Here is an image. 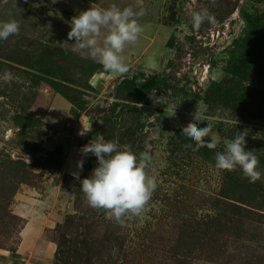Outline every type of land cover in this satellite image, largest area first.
Listing matches in <instances>:
<instances>
[{"label": "rangeland", "instance_id": "rangeland-1", "mask_svg": "<svg viewBox=\"0 0 264 264\" xmlns=\"http://www.w3.org/2000/svg\"><path fill=\"white\" fill-rule=\"evenodd\" d=\"M111 4L146 10L138 43L123 54L129 70L119 76L72 51L67 38L74 15ZM203 8L215 22L194 29L188 16ZM244 14L257 35L238 79L228 71V50L243 36ZM11 19L19 34L0 41L1 246L16 250L26 223L41 218L40 239L53 247L55 264L59 246L80 253L82 263L85 252L101 249L105 264H264V175L249 183L239 169L214 167L215 152L247 130L245 150L264 173V0H0V21ZM44 54L56 73L38 79L28 67ZM135 74L163 83L146 109L120 115L115 88ZM193 115L211 126L206 140L215 139L216 149L182 144L189 141L181 127ZM99 136L151 154L147 171L158 186L143 215L118 223L87 204L79 181L97 161L80 149ZM243 233L255 238L246 262L236 260ZM209 238L224 247H209Z\"/></svg>", "mask_w": 264, "mask_h": 264}, {"label": "clouds", "instance_id": "clouds-1", "mask_svg": "<svg viewBox=\"0 0 264 264\" xmlns=\"http://www.w3.org/2000/svg\"><path fill=\"white\" fill-rule=\"evenodd\" d=\"M195 3V0H193ZM212 4L216 0H211ZM146 14L143 7L138 10L132 6L120 7L111 4L108 7H89L80 11L70 20L67 38L73 41L72 51L82 58L92 59L105 72L124 75L128 72L124 53L126 48L138 43L144 31L140 18ZM188 21L194 29L215 22L214 15L208 8L193 10ZM20 24L11 19L0 21V41L18 35ZM67 43V42H66ZM155 90L149 93L154 99ZM174 115V112H173ZM201 115H193V120L181 127V134L189 141L185 148L198 151L202 147L216 149L217 141L206 140L211 126L204 124ZM92 130L91 123L87 131ZM247 130L237 132L228 141L222 151L215 152L216 169L235 171L239 169L242 177L249 183L260 180L264 173L258 170L259 160L252 151L245 150ZM83 156L89 153L96 157L97 166L89 177L79 181L87 204L104 211L106 218L123 223L125 219L139 217L148 211V204L157 188V179L148 174L152 165V156L148 151L134 153L129 148H121L116 142L105 140L103 136L90 140L80 149ZM83 159L77 162L78 169L83 168ZM79 179L78 173H74Z\"/></svg>", "mask_w": 264, "mask_h": 264}, {"label": "trees", "instance_id": "trees-1", "mask_svg": "<svg viewBox=\"0 0 264 264\" xmlns=\"http://www.w3.org/2000/svg\"><path fill=\"white\" fill-rule=\"evenodd\" d=\"M243 18H244V22H245V26L243 28V36H242V38L234 41L231 44V48L228 50V62H227L228 71L229 72L233 71V70L236 71L237 74H235V73L234 74H235L236 78H238V79L241 76V74H240L241 61L246 56L247 53H248V55H249V53H251V50H249V49L252 48L253 41L255 40L256 35H257V28L255 27V24L252 21L251 16L244 14ZM23 42L25 43V40H23ZM27 43L31 44V41H27ZM46 51H48V50H46ZM260 51H261V49H260ZM50 52L52 54L56 53V51H54L52 49ZM253 52H254V50L252 49V53ZM261 55H262V53H261ZM261 55L258 53L255 56H256V58L260 59ZM51 64H52V62H50V65ZM28 68L37 72V74L33 73V75H32V76H35V78L39 79L43 75L55 77L56 72L54 73L53 71L50 70L49 54L48 55L44 54V56H42V58H38L36 60L35 64H29ZM57 70H61L63 72V70H64L63 66L59 65L57 67ZM48 83L53 84V80H49ZM162 83H163L162 79L160 80L154 76L144 77L143 74H135L131 77L122 78L120 80L119 84L115 88V95H116L117 99L122 101V102H121V104L113 105V108L114 109L118 108V106L120 105V108L118 110V114H120V115L127 112L130 109H136L139 106L142 109H146L145 106H147V105L149 106L150 103L152 102V100L149 98V93L153 90H159L161 88ZM146 111H148V115H151L153 110H149V108H147ZM187 143L188 142L182 141V144H184V146ZM226 186H233V188H236L237 183L236 184H229V183L227 184L226 183ZM223 196H224V198L229 197L230 196L229 191L224 189ZM100 211H102V210H100ZM238 239L240 240L239 247L241 249H244L243 254L245 256L243 257L242 256L243 254L240 253V257L236 260H238L240 262H243V261L246 262V260H247L246 258L249 256L251 257L252 251L250 250V252L249 251L246 253H244V252L247 249H250V246L248 245V243L254 241L255 238H250L248 236H245L243 233V234H241V236L238 237ZM72 242H76V240H72ZM216 243H219L220 246ZM224 243L225 242L217 241L216 239L215 240L214 239L210 240V238L208 239V246L209 247L214 246L215 248H220V247L222 248V247H224L223 246ZM66 247L73 248V247H69V246H66ZM0 249L7 250L10 253L15 252V249L9 250L7 248H4L1 245H0ZM54 254H55L54 259H55L56 264H71V261L72 262H73V260L77 261L78 257H81V258H79L80 259L79 261L81 264H95L92 262L93 258L98 259L99 264H105L106 261H104V258H105V255L108 253L104 254L101 251V249L100 250H98V249L90 250V252L88 254L85 252V256H84L85 260L83 263L81 261L83 256H80V253L76 254L75 250H70V251L61 250V246H59ZM52 264H55V263L52 262Z\"/></svg>", "mask_w": 264, "mask_h": 264}, {"label": "crops", "instance_id": "crops-1", "mask_svg": "<svg viewBox=\"0 0 264 264\" xmlns=\"http://www.w3.org/2000/svg\"><path fill=\"white\" fill-rule=\"evenodd\" d=\"M37 222L31 220L26 223L14 253L0 249V264H52L53 247L41 241V218Z\"/></svg>", "mask_w": 264, "mask_h": 264}, {"label": "water", "instance_id": "water-1", "mask_svg": "<svg viewBox=\"0 0 264 264\" xmlns=\"http://www.w3.org/2000/svg\"><path fill=\"white\" fill-rule=\"evenodd\" d=\"M44 137V136H43Z\"/></svg>", "mask_w": 264, "mask_h": 264}]
</instances>
